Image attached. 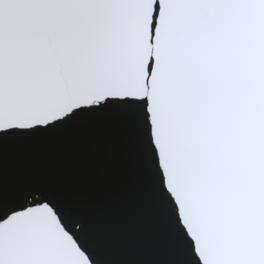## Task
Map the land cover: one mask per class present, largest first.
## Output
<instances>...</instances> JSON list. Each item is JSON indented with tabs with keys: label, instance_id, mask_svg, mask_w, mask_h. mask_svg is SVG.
<instances>
[{
	"label": "snow or ice",
	"instance_id": "snow-or-ice-1",
	"mask_svg": "<svg viewBox=\"0 0 264 264\" xmlns=\"http://www.w3.org/2000/svg\"><path fill=\"white\" fill-rule=\"evenodd\" d=\"M114 121L163 246L3 149ZM0 264H264V0H0Z\"/></svg>",
	"mask_w": 264,
	"mask_h": 264
},
{
	"label": "water",
	"instance_id": "water-1",
	"mask_svg": "<svg viewBox=\"0 0 264 264\" xmlns=\"http://www.w3.org/2000/svg\"><path fill=\"white\" fill-rule=\"evenodd\" d=\"M35 171L47 173L75 196L94 202L114 221L115 257L149 259L163 250L148 230L146 194L114 121L70 130L47 143L5 145L6 184Z\"/></svg>",
	"mask_w": 264,
	"mask_h": 264
}]
</instances>
